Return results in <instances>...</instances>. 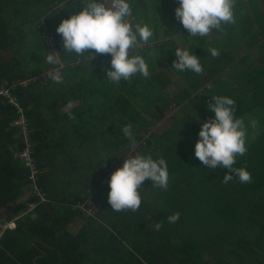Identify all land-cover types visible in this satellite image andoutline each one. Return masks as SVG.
I'll return each instance as SVG.
<instances>
[{
    "label": "trees",
    "instance_id": "trees-1",
    "mask_svg": "<svg viewBox=\"0 0 264 264\" xmlns=\"http://www.w3.org/2000/svg\"><path fill=\"white\" fill-rule=\"evenodd\" d=\"M36 3L30 7V0H0V88L53 66L44 58L49 50L39 23L52 30L56 10ZM131 6L130 22L149 25L153 37L148 41L152 47L131 49L130 55L142 53L147 63L152 54L148 52H153L161 56V63L173 66L180 48L198 55L203 73L177 71L189 91L169 98L164 95L162 71L152 73L157 64L148 62L149 78L136 74L116 85L102 71L89 73L90 68L111 65L110 54H99L65 66L62 83L46 73L44 81L35 79L18 88L14 93L23 109L37 184L46 202L31 193L29 168L15 154L25 146L22 128L11 125L19 115L0 97V217L15 224L0 237V264H264V128L233 165L246 167L251 183L238 178L222 183L232 173L227 168L208 169L195 157V133L141 136L151 125L148 118H156L151 107L164 114L172 102L182 105L192 95L206 108L215 102L213 96L233 99L236 118L264 112V0H238L236 24L225 25L223 32L213 30V39L190 36L175 16L179 0H131ZM67 8L61 11L70 19ZM79 13L74 10V15ZM241 43L249 53L236 52ZM57 47L63 61L77 58L66 54L62 35ZM210 47L220 55L212 57ZM6 49L8 57L2 55ZM92 53L86 50V55ZM68 113L78 120L68 123ZM128 124L137 141L136 155L164 158L169 183L165 189L145 180L138 190L139 210L116 212L108 202L110 179L102 181L108 164L130 147L122 133ZM87 190L94 192L91 204L98 205L94 216L73 208L89 195ZM177 212L178 222L168 223L167 217ZM77 218L82 224L73 232ZM162 221L157 231L156 223Z\"/></svg>",
    "mask_w": 264,
    "mask_h": 264
},
{
    "label": "clouds",
    "instance_id": "clouds-1",
    "mask_svg": "<svg viewBox=\"0 0 264 264\" xmlns=\"http://www.w3.org/2000/svg\"><path fill=\"white\" fill-rule=\"evenodd\" d=\"M83 3V11L63 20L56 29L62 35L66 54L92 59L95 54H110L112 70L107 72V80L116 85L122 80H130L136 74L149 78V66L144 57L139 53L130 55V49L142 48L153 37V31L143 22L135 25L130 22L133 16L131 0H83ZM237 3L238 0H179L175 16L190 36L206 37L212 30L223 32L225 25L236 24L234 9ZM86 50H94V54L86 55ZM207 51L214 58L220 55L216 48L210 47ZM56 53L48 52L45 61L53 66L61 65L62 61ZM175 56L178 58L173 63L176 71L203 73L200 59L195 54L177 48ZM47 78L55 83L63 82L58 67L48 71ZM212 100L215 102H209L207 107L214 112L215 118L202 123L199 140L195 144V157L208 169H229L232 174L224 177V184L234 178H238L240 183H251L252 176L246 167H233L237 156L242 157L247 152L245 121L236 118L233 99L213 96ZM256 126L257 121L252 120L251 127ZM122 133L135 150L137 141L132 125L124 126ZM127 157L123 167L117 169L109 181L111 190L108 202L116 212L139 210L141 196L138 190L145 180L151 179L153 187L165 189L169 183L168 165L164 158L153 159L150 153ZM180 215L179 212L169 215L167 222H178ZM162 227L163 221L156 223L157 231Z\"/></svg>",
    "mask_w": 264,
    "mask_h": 264
},
{
    "label": "rangeland",
    "instance_id": "rangeland-1",
    "mask_svg": "<svg viewBox=\"0 0 264 264\" xmlns=\"http://www.w3.org/2000/svg\"><path fill=\"white\" fill-rule=\"evenodd\" d=\"M52 1L54 0H47V2H50L48 4H51ZM82 1V0H81ZM32 4L30 5V7H35L36 5L31 2ZM62 6H64V3H60V4H56L55 8L57 9H61ZM83 2L81 4V2H79V5H74V7H69L71 9H68L72 12L71 16L74 15V10H77L79 12L83 11L82 9ZM57 12V10H56ZM37 16H33L32 19H36ZM64 19L62 18V16L57 15V13L55 15L52 16V21L54 23L55 27H58L62 21ZM44 22L40 21L39 23V27H41V29L43 30L44 27H46V23L43 24ZM53 32H55L52 29ZM10 32V31H9ZM55 34L57 35V33L55 32ZM152 44L147 42V45H143L142 48L144 47H152ZM152 54L148 56L149 61H147L148 66H151L148 62H150L151 64H157L156 66V70L157 71H163V73H161L162 78L165 79L168 77V75L165 73L164 70H166V72L169 74V68L170 66L164 65L163 69L161 68V66L166 63L165 61H163L161 63L160 58L156 57L155 55H153V52H151ZM10 51L8 49H6L5 51L2 52V55L5 57H8L10 55ZM155 67V66H154ZM150 68V67H149ZM161 68V70H160ZM152 71L155 70V68L151 69ZM169 76L172 78L173 84L170 87L164 88V95L167 97V95L169 97H173L174 95H176L179 90L182 88L183 86V81H181V79L179 77H177L173 72H171L169 74ZM37 79L44 81L46 79L44 74H39V76L36 77ZM208 82V81H207ZM167 89V90H166ZM166 92V93H165ZM195 97H193V101H195ZM170 106H172L171 108L168 109V111L165 112L164 115V119L160 120L157 119V121H153V119L149 118L148 120H150L151 123L154 124V127H152V131L154 133H158V134H162L165 132H169L170 133H184V132H189V133H195L196 135L199 134L201 127H202V123L207 122L209 119H214L215 118V114L214 112L210 111L208 108L206 107H202L199 106L198 103H195L193 105L190 106H184L182 108V113H180L181 108L177 107L176 105H174V103H172ZM151 112L155 111V108H151L150 109ZM150 112V113H151ZM144 116H147L148 118V114L142 112ZM155 114L157 113V111L154 112ZM178 113H180V115H178ZM176 116L175 120H172V118H174ZM179 116V117H178ZM242 119H244L245 121V125L247 127V138H246V145L250 143V141L256 137V135L259 133V131H261L264 128V112L260 111V110H254L253 112L250 113H246ZM255 120L257 121V126L256 128H252L251 127V121ZM196 125L195 127L193 125ZM168 127H171L172 130H166ZM170 128V129H171ZM165 130V131H164ZM164 131V132H163ZM168 133V134H170ZM143 136H147V135H143ZM187 137H190V135H186ZM198 141V140H197ZM141 142V141H140ZM167 142V141H165ZM172 142V141H171ZM192 145L194 146L195 149V143L193 142ZM137 154V150H133L131 147H127L126 150L119 152L118 153V159L116 161H113L112 163H109L107 168L104 169V173H106V177L103 179L102 184L108 182V180L111 178V175L119 168L121 167L125 160L128 158L127 156L129 155H136ZM27 195V194H26ZM92 205V204H91ZM97 204H93L92 207L94 208V210L96 211L97 209ZM82 224V221L80 220V218L75 219V221L72 223L71 225V230L73 232H75L79 226ZM2 224L0 222V227L2 228Z\"/></svg>",
    "mask_w": 264,
    "mask_h": 264
},
{
    "label": "built area",
    "instance_id": "built-area-1",
    "mask_svg": "<svg viewBox=\"0 0 264 264\" xmlns=\"http://www.w3.org/2000/svg\"><path fill=\"white\" fill-rule=\"evenodd\" d=\"M43 31H44V39H45L49 52H58L56 53V55H58L59 58L61 59L60 49H58L57 47V35L52 30H48L47 27H44ZM144 45H147V43ZM97 55L99 54H95L94 57ZM81 60H82L81 57H77L75 60H72V61H63L61 59L62 61L61 65L51 66L49 69H46L44 73L46 74L48 71L53 70L54 68H57V67L60 69V71H62V69L65 66L74 67L76 65H79L81 63ZM36 77L17 78V79L11 80L9 84L4 85L0 88V97L5 99L7 103L10 106H12L15 109L16 113L19 115L18 118L14 119L11 122V125L20 126L22 128V138H23V142L25 146L21 150L16 152L15 154L22 161V163H24V165H26L29 168V179L31 181V193L38 196L41 202H46L47 199L44 195V192L41 190V188L37 184L38 168L32 156L31 142L28 139V130H27L28 127H27L26 120L23 116V109L20 106L18 98L16 97L14 93L18 88L27 87L31 81L37 79ZM141 143H144V141L142 140ZM87 192L89 193V195L82 202H77L75 205H73V208L78 207L82 211V213L86 216H94L95 210L91 205V199H90V197L93 195L94 192H91V190H87ZM29 206L30 208H33L34 204L30 203ZM14 226L15 224L13 220L6 221L5 224L2 225L0 237L7 228H13Z\"/></svg>",
    "mask_w": 264,
    "mask_h": 264
},
{
    "label": "crops",
    "instance_id": "crops-1",
    "mask_svg": "<svg viewBox=\"0 0 264 264\" xmlns=\"http://www.w3.org/2000/svg\"><path fill=\"white\" fill-rule=\"evenodd\" d=\"M31 2H33V3H36V4H38V5H46L47 3H50V2H47V0H30ZM79 2H81V4H82V2H83V0L81 1V0H54V2H52L53 4H49L47 7H49V9H50V7H51V10H57V15H60V16H62V18L65 20L66 18H65V16L63 15V13H62V11H61V9H63L65 6H68V7H74V5H79ZM60 3H64V6H62V8L61 9H57V8H55V5L56 4H60ZM83 5H84V3H83ZM84 7H85V5L84 6H82V9H84ZM71 9V8H70ZM176 27H178V24L176 23ZM58 27H54L53 28V30L57 33V31H56V29H57ZM182 33V32H181ZM183 34V33H182ZM61 34H58L57 33V37L58 36H60ZM207 38H209V39H213L214 37H215V33H214V31L212 30L211 32H210V34L208 35V36H206ZM179 44H180V46H183L180 42H179ZM240 49V50H239ZM239 52L238 54H245L246 52H248L249 53V50L247 49V47L245 46V44H240L239 46H238V50H236V52ZM148 53H151V52H148ZM237 54V53H236ZM141 55H142V53H141ZM153 55H155L156 57H158V58H160L161 56H157L155 53H153ZM197 57H198V55H196ZM75 60V59H74ZM166 63H164L162 66H161V68L163 69V67H164V65H167V64H169V65H167V66H170V67H168L169 68V74L171 73V72H173L177 77H179L180 79H181V81H183V86H182V88L179 90V92L176 94V95H174L173 97H175V96H177L178 94H180V95H183L182 94V91L183 90H188L189 91V89H188V87L186 86V84H185V81H184V79L178 74V72L173 68V66L170 64V62H168V61H165ZM108 63V62H107ZM149 67H151V66H149ZM161 68H160V70H161ZM109 70H112L111 69V65H109V66H106V67H104V68H99V67H96V68H90L89 69V73H91V74H93L94 75V73H100L101 71L103 72V73H106L107 74V72L109 71ZM164 70V69H163ZM44 71L45 70H43L42 71V74L44 73ZM162 71V70H161ZM165 71V73L168 75V77L167 78H165V85H163V87L164 88H167V87H170V86H172V84H173V81H172V78L169 76V74L166 72V70H164ZM156 72H158L157 70L156 71H152V73H156ZM162 73H163V71H162ZM44 75H45V73H44ZM72 77V76H71ZM69 79H71V78H69ZM74 81H78V79L77 78H75L74 79ZM208 81V82H207ZM206 82H207V85L208 86H210L211 85V82H210V80H206ZM70 84H71V80H70ZM68 86H70L69 84H68ZM74 87H76V86H74ZM167 90V89H166ZM166 93V92H165ZM173 97H169V98H173ZM193 97H195L196 98V96L195 95H192L191 97H190V99L187 101L186 100V102H184L182 105H178V104H176L175 102H172V103H174V105H176L177 107H180L181 108V111H180V113H182V108L184 107V106H190V105H193V104H195V103H198V100H197V98L195 99V101H193L192 99H193ZM78 102V101H77ZM77 102H75L74 104H77ZM79 103V102H78ZM171 103V104H172ZM170 104V105H171ZM71 106H73V105H71ZM154 108H155V111H157V113L155 114L154 112H151V113H153L154 114V116L156 117L155 119H153V121H157V119H160V120H162V119H164L165 117H164V115H165V113L164 114H160L159 113V111L157 110V107L156 106H153ZM153 107H151V108H153ZM172 106H169L167 109H166V111H168V109L169 108H171ZM69 109V108H68ZM64 110H65V108H64ZM64 110H62V112H64ZM165 111V112H166ZM158 113H159V116H158ZM180 113H178V115H180ZM43 116H45V115H43ZM175 116V115H174ZM72 117H74V114H72V113H68L67 115H66V118L68 119V123H69V119L70 120H72L73 118ZM179 117V116H178ZM48 118V117H47ZM76 120H78V117L76 116V117H74ZM49 119V118H48ZM149 119V118H148ZM176 119V116L174 117V118H172V120H175ZM152 127H154V124L153 123H151V125H150V127H148V132H143L142 134H141V136L142 137H150L151 135H162L161 133L160 134H156V133H154L153 131H152ZM171 127H168L166 130H169ZM165 131V130H164ZM163 131V132H164ZM120 131H118V130H115V131H111V133H114V134H120L119 133ZM110 133V134H111ZM143 135H147V136H143Z\"/></svg>",
    "mask_w": 264,
    "mask_h": 264
},
{
    "label": "water",
    "instance_id": "water-1",
    "mask_svg": "<svg viewBox=\"0 0 264 264\" xmlns=\"http://www.w3.org/2000/svg\"><path fill=\"white\" fill-rule=\"evenodd\" d=\"M0 222H1L2 224H5V222H6V219H4V218L0 217ZM1 230H2V228L0 227V232H1Z\"/></svg>",
    "mask_w": 264,
    "mask_h": 264
}]
</instances>
